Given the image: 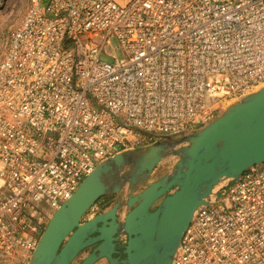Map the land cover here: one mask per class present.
<instances>
[{"label":"built area","instance_id":"built-area-1","mask_svg":"<svg viewBox=\"0 0 264 264\" xmlns=\"http://www.w3.org/2000/svg\"><path fill=\"white\" fill-rule=\"evenodd\" d=\"M29 2L0 60V264L99 163L264 86V0ZM170 264H264V163L195 211Z\"/></svg>","mask_w":264,"mask_h":264},{"label":"water","instance_id":"water-1","mask_svg":"<svg viewBox=\"0 0 264 264\" xmlns=\"http://www.w3.org/2000/svg\"><path fill=\"white\" fill-rule=\"evenodd\" d=\"M168 173L148 181L164 158ZM264 163V86L232 102L204 126L163 135L139 149L99 163L50 216L28 264H80L106 257L109 264H170L195 211L222 196L249 167ZM145 187L133 193L140 183ZM128 192L122 259L112 258L119 203L92 218L87 211L104 195ZM95 234V235H93Z\"/></svg>","mask_w":264,"mask_h":264},{"label":"rangeland","instance_id":"rangeland-1","mask_svg":"<svg viewBox=\"0 0 264 264\" xmlns=\"http://www.w3.org/2000/svg\"><path fill=\"white\" fill-rule=\"evenodd\" d=\"M29 3H30L29 0H9L8 3L6 4V6L0 10V60H1L5 50L7 48L9 35L15 29V27L18 25L20 19L24 15ZM111 43H112L111 44V54L115 58H118L120 60L124 59L125 58L124 53L119 48L118 43H116L114 38H112ZM101 57L103 59H112L111 57L105 56V50H103ZM173 163H174L173 157L164 158L162 160V162H160L159 165L156 167V169L153 171L151 176L148 178V181L155 180V179L159 178L161 175L168 173L171 170ZM144 187H145L144 182L140 183L139 185L136 186L134 191H140ZM104 196H102L101 198H103ZM98 201L87 211V213L84 216L85 219L87 217H89L94 211H96L98 209V207L100 206ZM41 205L43 208H46L44 203H42ZM47 222H48V220H47ZM47 222L45 223V226H46ZM41 233H40V235H41ZM31 253H32V251L28 255H31ZM29 258H30V256H29ZM29 258L28 257L20 258L21 262L19 264H28ZM78 259L79 258L77 257L73 261L72 264H77Z\"/></svg>","mask_w":264,"mask_h":264},{"label":"flooded vegetation","instance_id":"flooded-vegetation-1","mask_svg":"<svg viewBox=\"0 0 264 264\" xmlns=\"http://www.w3.org/2000/svg\"><path fill=\"white\" fill-rule=\"evenodd\" d=\"M137 192H139V191H134L133 193L135 194ZM116 196L117 195H105L103 198H101L98 201L100 206L90 216L93 217V216H95V215H97L99 213H102L104 211H107V210H109L116 203H119L120 204V206L118 207L117 213H116V220H115V222L118 224L117 233H115V236L117 237V240H114L112 242L111 257L112 258L122 259L123 257H125L124 249H125V245H126L127 240H128V235L122 229V225H123L124 217L127 214V212L130 211L131 207H127L126 206V201H127L128 194L126 195V199L124 201H120ZM93 235H95V234H93ZM100 243L101 242L94 243V244L86 247L85 249H83L76 256V258L77 257L79 258L78 261H77V264H80V262L83 260V258L88 253H90L94 249V247H96ZM23 254H26V252H23ZM93 264H109V261H108V259L106 257H102V258L98 259Z\"/></svg>","mask_w":264,"mask_h":264},{"label":"crops","instance_id":"crops-1","mask_svg":"<svg viewBox=\"0 0 264 264\" xmlns=\"http://www.w3.org/2000/svg\"><path fill=\"white\" fill-rule=\"evenodd\" d=\"M164 135H166V134H164ZM161 136H163V135H159V136H156L155 138H154V141L155 140H157L158 138H160ZM128 194V192H127V190L124 188V189H122L121 190V192H119V193H116V194H108V195H117L116 197L120 200V201H124L125 199H126V195ZM92 216H89V217H87V218H91Z\"/></svg>","mask_w":264,"mask_h":264},{"label":"bare ground","instance_id":"bare-ground-1","mask_svg":"<svg viewBox=\"0 0 264 264\" xmlns=\"http://www.w3.org/2000/svg\"><path fill=\"white\" fill-rule=\"evenodd\" d=\"M193 217V216H192Z\"/></svg>","mask_w":264,"mask_h":264}]
</instances>
